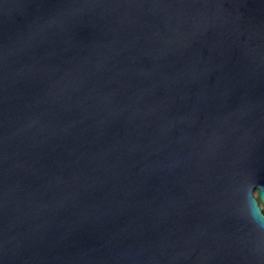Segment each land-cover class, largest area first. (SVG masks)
<instances>
[{"label": "water", "instance_id": "1", "mask_svg": "<svg viewBox=\"0 0 264 264\" xmlns=\"http://www.w3.org/2000/svg\"><path fill=\"white\" fill-rule=\"evenodd\" d=\"M264 0H0V264H264Z\"/></svg>", "mask_w": 264, "mask_h": 264}, {"label": "flooded vegetation", "instance_id": "2", "mask_svg": "<svg viewBox=\"0 0 264 264\" xmlns=\"http://www.w3.org/2000/svg\"><path fill=\"white\" fill-rule=\"evenodd\" d=\"M262 208V211L264 212V207H261Z\"/></svg>", "mask_w": 264, "mask_h": 264}]
</instances>
